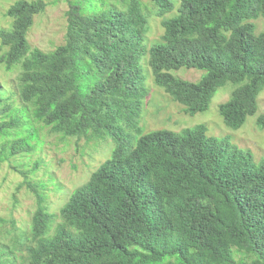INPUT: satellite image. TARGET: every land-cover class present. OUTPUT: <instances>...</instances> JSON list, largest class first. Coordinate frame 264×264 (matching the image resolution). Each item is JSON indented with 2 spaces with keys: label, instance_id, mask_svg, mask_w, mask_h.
Returning <instances> with one entry per match:
<instances>
[{
  "label": "trees",
  "instance_id": "obj_1",
  "mask_svg": "<svg viewBox=\"0 0 264 264\" xmlns=\"http://www.w3.org/2000/svg\"><path fill=\"white\" fill-rule=\"evenodd\" d=\"M119 1L125 10L72 4L65 42L51 53L32 50L27 39L45 1L19 0L5 14L12 23L0 31V63L20 69L25 107L0 98V164L41 144L34 123L115 146L62 205L54 236L55 216L34 189L35 245L24 264H264V161L207 136L205 125L142 135L147 93L138 88L148 52L155 84L188 115L206 112L231 82L236 88L218 112L228 128H241L264 89V32L256 35L253 23L264 18V0H181L171 18V0H150L164 32L149 51L142 1ZM181 68L204 74L192 83L170 73ZM257 126L264 130V115ZM17 238L22 247V233Z\"/></svg>",
  "mask_w": 264,
  "mask_h": 264
},
{
  "label": "rangeland",
  "instance_id": "obj_2",
  "mask_svg": "<svg viewBox=\"0 0 264 264\" xmlns=\"http://www.w3.org/2000/svg\"><path fill=\"white\" fill-rule=\"evenodd\" d=\"M17 1L19 0H0V31L10 28L12 19L5 17V14ZM43 1L47 3V8L43 14L34 18L27 35L31 49L43 53H51L64 44L68 25L67 12L72 4L96 3L99 6L100 2H104L106 7L100 5L102 9H124L119 0ZM141 1L148 14L149 31L145 37L144 47L149 51L151 46L160 42L164 31L161 26L162 19L157 17L156 6L150 0ZM171 1L174 10L166 18L178 14L181 0ZM253 23L256 26V35L264 32L263 17ZM148 62L149 52L142 59L143 79L138 83L139 90H145L147 93L139 121L142 135L158 130L180 133L184 129L205 125L207 136L220 140L227 139L233 147L249 153L255 164L264 161V130L257 126V119L264 115V89L258 97L256 114L249 116L241 128L233 130L225 125L218 112L219 105L227 102L232 90L236 88L233 83L229 82L218 90L206 112L191 116L184 112L182 105L173 101L155 84ZM19 73L20 69L9 72L0 63V98L11 99L14 109L25 107L19 96ZM170 73L176 78L192 83L199 82L204 74L202 71L186 68ZM28 115H32L31 106L28 107ZM33 126L37 130L41 144L29 155L15 158L11 163L0 164V250L5 251L2 253L3 264H24L27 260V246L35 245L32 219L38 209L39 198L34 189L37 188L48 213L55 216L49 232V236H54L56 228L62 223L59 213L62 205L64 206L76 189L89 181L91 175L111 157L115 148L110 139L95 143L87 141L86 138H64L51 134L47 128L41 131L39 128L41 126L37 123ZM13 165L16 170L12 168ZM22 172H26V175ZM21 233L22 247L16 245L17 235ZM6 251L11 252L9 256ZM235 256L240 257V254Z\"/></svg>",
  "mask_w": 264,
  "mask_h": 264
}]
</instances>
